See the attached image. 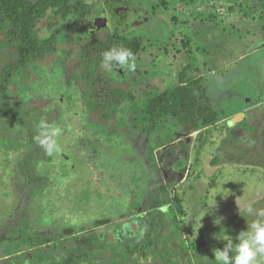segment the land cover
<instances>
[{"label": "rangeland", "instance_id": "374dc122", "mask_svg": "<svg viewBox=\"0 0 264 264\" xmlns=\"http://www.w3.org/2000/svg\"><path fill=\"white\" fill-rule=\"evenodd\" d=\"M35 4L41 57L0 32V264H215L264 209V0L11 1ZM120 39L135 70L84 49Z\"/></svg>", "mask_w": 264, "mask_h": 264}, {"label": "clouds", "instance_id": "9594fccd", "mask_svg": "<svg viewBox=\"0 0 264 264\" xmlns=\"http://www.w3.org/2000/svg\"><path fill=\"white\" fill-rule=\"evenodd\" d=\"M103 65L111 70L114 65L126 67L129 70H135L136 63L134 54L126 47H112L102 54ZM60 128L55 125H49L41 120L38 125V134L35 140L48 155L59 151L57 137L60 135ZM230 193L223 195L226 198ZM243 211L256 217L251 220L246 230L241 231L236 237V243L226 239L222 249L215 250V264H257L258 256H264V209L254 208L251 203L244 206ZM220 219L215 221L220 223ZM207 260L208 258L205 257Z\"/></svg>", "mask_w": 264, "mask_h": 264}, {"label": "trees", "instance_id": "16d2710c", "mask_svg": "<svg viewBox=\"0 0 264 264\" xmlns=\"http://www.w3.org/2000/svg\"><path fill=\"white\" fill-rule=\"evenodd\" d=\"M12 0H0V32L4 28H8L7 34L10 36V41L16 43L22 48L18 51L19 60L21 62H27L31 56L41 57L44 52L48 51L51 47L52 42L38 43L34 37L31 35L32 27L35 26V21L43 15L44 9L43 6L39 7L37 4L27 6L23 11L18 10L17 6L11 5ZM12 6V9L10 8ZM57 13H60L61 16L66 14V11L62 5H58ZM126 47L132 51L133 54L137 52L140 46V42L137 39L126 40L120 39L114 42H110V48L104 44H89L84 47V49H89L91 47L99 50L102 54L112 47ZM157 105H164L167 107V101L158 100ZM160 109V108H159ZM213 120V119H212ZM76 232L72 228L65 229L61 232L62 237H70Z\"/></svg>", "mask_w": 264, "mask_h": 264}, {"label": "flooded vegetation", "instance_id": "af4514ba", "mask_svg": "<svg viewBox=\"0 0 264 264\" xmlns=\"http://www.w3.org/2000/svg\"><path fill=\"white\" fill-rule=\"evenodd\" d=\"M106 8L108 9L109 13L118 20L119 24H130L129 23V19H130L129 13L131 9H130L129 4L123 1H119L116 8H111L110 5H107ZM102 13H103L102 15L104 16V11Z\"/></svg>", "mask_w": 264, "mask_h": 264}, {"label": "water", "instance_id": "95a60500", "mask_svg": "<svg viewBox=\"0 0 264 264\" xmlns=\"http://www.w3.org/2000/svg\"><path fill=\"white\" fill-rule=\"evenodd\" d=\"M105 24H106V22H105V18H104L103 15H101V20H100V22H99L97 28L100 27V26H105ZM241 117H242V115H238V116H236L233 120L230 121L231 124H232L233 122H235L236 120H238L239 118H241Z\"/></svg>", "mask_w": 264, "mask_h": 264}]
</instances>
